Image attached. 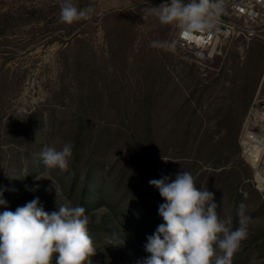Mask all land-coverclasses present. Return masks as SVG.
Masks as SVG:
<instances>
[{
  "label": "rangeland",
  "instance_id": "1",
  "mask_svg": "<svg viewBox=\"0 0 264 264\" xmlns=\"http://www.w3.org/2000/svg\"><path fill=\"white\" fill-rule=\"evenodd\" d=\"M73 2L93 6L92 19L62 23L60 0H0V189L8 210L37 197L48 212L82 206L92 264H137L163 223L165 201L149 180L188 171L233 228L247 205L253 222L233 264H264V147L244 136L251 116L264 113V40L246 30L264 34V22L236 28L205 60L179 48L178 29L152 14L160 0ZM155 40L174 48H153ZM69 141L68 169H47L42 148Z\"/></svg>",
  "mask_w": 264,
  "mask_h": 264
},
{
  "label": "clouds",
  "instance_id": "2",
  "mask_svg": "<svg viewBox=\"0 0 264 264\" xmlns=\"http://www.w3.org/2000/svg\"><path fill=\"white\" fill-rule=\"evenodd\" d=\"M223 10L224 0H170L152 6L151 12L162 25H174L181 33L191 34L216 28ZM94 12L91 5L80 8L73 0H60L62 23L91 20ZM150 46L174 48L160 40ZM72 155L71 141L59 149L45 145L39 153L47 169L61 171L68 169ZM149 185L165 201L158 208L163 223L147 237L144 249L149 255L137 264H233L253 222L245 203L236 211L238 226L233 228V218L218 213L214 193L207 186L198 188L190 172L181 171L174 179H151ZM26 190L33 189L26 186ZM56 193L58 198L57 189ZM0 206L5 208L0 212V264H92L96 248L84 207L65 203L48 212L37 197L11 211L2 189Z\"/></svg>",
  "mask_w": 264,
  "mask_h": 264
},
{
  "label": "built area",
  "instance_id": "3",
  "mask_svg": "<svg viewBox=\"0 0 264 264\" xmlns=\"http://www.w3.org/2000/svg\"><path fill=\"white\" fill-rule=\"evenodd\" d=\"M162 3L170 0H160ZM264 22V0H224L216 28L206 32L194 31L183 34L177 30L175 43L179 48L193 52L197 57L210 60L218 54L221 41L236 28L261 25ZM251 36H259L264 40L263 33L246 30Z\"/></svg>",
  "mask_w": 264,
  "mask_h": 264
},
{
  "label": "bare ground",
  "instance_id": "4",
  "mask_svg": "<svg viewBox=\"0 0 264 264\" xmlns=\"http://www.w3.org/2000/svg\"><path fill=\"white\" fill-rule=\"evenodd\" d=\"M252 114V113H251ZM259 118V119H258ZM264 113L256 112L246 123L244 136L251 144L264 147ZM264 149V148H263ZM262 161L260 163L261 168ZM259 168V169H260Z\"/></svg>",
  "mask_w": 264,
  "mask_h": 264
}]
</instances>
